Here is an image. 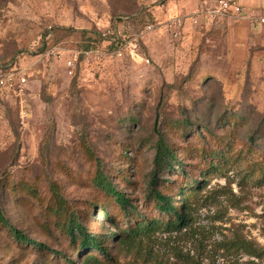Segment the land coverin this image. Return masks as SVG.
<instances>
[{"label": "rangeland", "instance_id": "374dc122", "mask_svg": "<svg viewBox=\"0 0 264 264\" xmlns=\"http://www.w3.org/2000/svg\"><path fill=\"white\" fill-rule=\"evenodd\" d=\"M169 1L0 0V64L23 61L32 73L19 94L0 93V209L60 252L16 242L0 225V264H264V43L232 44L198 20L173 40L163 23L185 13L163 17ZM126 16L133 32L155 25L133 39V56L73 67L37 59L99 35L105 47L124 36ZM160 135L177 159L159 175L171 182L163 190L186 206V224L154 223L122 240L135 214L119 213L93 183L97 162L140 215L161 217L146 196ZM56 185L109 258L92 250L86 262L89 252L63 235L58 221L69 212L51 209Z\"/></svg>", "mask_w": 264, "mask_h": 264}, {"label": "trees", "instance_id": "16d2710c", "mask_svg": "<svg viewBox=\"0 0 264 264\" xmlns=\"http://www.w3.org/2000/svg\"><path fill=\"white\" fill-rule=\"evenodd\" d=\"M123 23L130 24L131 30L133 31V19L129 16L122 18ZM125 19V20H124ZM131 19V20H130ZM148 24H146L147 26ZM145 26V25H144ZM144 26L137 30L140 31L144 28ZM135 29V28H134ZM100 39L97 41H87V43H83L78 46L81 50H87L91 47H95L97 45H101L102 41L105 39L100 36ZM114 44L110 46L113 48ZM44 50V49H43ZM83 55L79 57V63H83ZM7 65L0 64V70L5 68ZM177 161L176 154L172 148H170L165 142L162 135L159 136L158 141L156 143V152L153 158V170L151 172V178L149 181V189L146 193L147 199L152 200V203L155 205L156 210L162 215L161 217H145V215H140L135 206L130 204V199L126 196L123 191L118 190L111 181L110 177L103 172L100 167L99 161L97 162V171L92 177L93 183L100 188L108 198H110L114 205L118 207V211L121 214L128 213L131 209L134 211V221L129 222L127 227L120 228L116 234L118 237L120 236L123 239H127L130 235L136 233L141 227L145 226L149 228L152 224H158L159 227H164L167 230H179L186 224L187 220V211L185 210L184 204H177V201L172 194L165 192L163 189L171 187L170 180H163L159 175L162 174L163 171L170 170L173 168V162ZM264 172V168H263ZM200 187V186H199ZM26 189L31 192L34 197H36V190L34 187L27 185ZM185 191V190H184ZM183 191V192H184ZM52 196L55 202V206H51V209L55 213L69 212V215L65 218V221L62 223L58 221L61 231L65 237L69 239L71 244H74L75 249L83 251V253L89 252L85 255L84 261H88L93 256L90 253L92 250H96L102 256L109 258L108 247L105 240L101 237L99 233L93 232L89 229V227L83 224L80 221V215L76 210L70 207L67 201L64 199L62 194L60 193L57 185L51 188ZM182 192L181 195H184ZM194 191H189L187 195H193ZM105 214H108L107 210H102ZM0 225L4 228H7L10 232L11 237L16 242L21 243H29L34 245L37 250L60 255V252L57 250H53L46 244L36 242L32 240L22 229H19L10 224L9 220L5 217L3 212L0 209ZM86 251V252H84ZM63 254V253H62ZM95 259V258H94ZM67 261L70 264H75L74 261L67 258ZM85 264V262H83Z\"/></svg>", "mask_w": 264, "mask_h": 264}, {"label": "built area", "instance_id": "2783aa9c", "mask_svg": "<svg viewBox=\"0 0 264 264\" xmlns=\"http://www.w3.org/2000/svg\"><path fill=\"white\" fill-rule=\"evenodd\" d=\"M199 17L215 19H247L251 22L264 26V14L260 12H248L239 3V0H198L196 8L188 15H174L170 16L166 22V28L170 37L173 40H178L182 37L183 29L187 21L196 22ZM125 20V19H124ZM123 22V21H122ZM124 24V36H114L107 40L105 47L97 45L87 50L76 48H65L61 45H55L45 49L37 59L49 58L50 56L66 58L67 65L70 67L75 66L79 57L83 55V61L89 62L90 57L103 59L107 57H123L125 54L135 55L137 51V43L142 35L153 29L155 25L148 24L143 30L133 32L130 24ZM114 44L113 48L110 46ZM24 57L21 58V61ZM16 63L9 64L3 72H0V93H14L19 94L23 91L28 79L31 77L29 66H24L23 61L19 65Z\"/></svg>", "mask_w": 264, "mask_h": 264}, {"label": "crops", "instance_id": "0c3cea01", "mask_svg": "<svg viewBox=\"0 0 264 264\" xmlns=\"http://www.w3.org/2000/svg\"><path fill=\"white\" fill-rule=\"evenodd\" d=\"M239 3L248 12L255 11L264 14V0H239ZM197 4L198 0H170L167 3L168 10L166 13H163L162 16H168L170 13H174L176 11L185 13L183 15H188L196 8ZM157 15H160V12H158ZM168 18H166V20ZM198 21L203 22L204 25H207L209 29L213 31H223L225 37L230 39L232 44L246 43L248 41L253 43L256 40L264 43V26H261L256 22H251L247 19L229 20L219 18L210 20L204 17H199ZM165 22L163 23V27L167 30ZM189 22L190 21H187V26L191 25Z\"/></svg>", "mask_w": 264, "mask_h": 264}]
</instances>
